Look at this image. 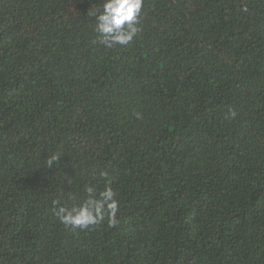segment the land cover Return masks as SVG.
Segmentation results:
<instances>
[{
	"label": "trees",
	"instance_id": "trees-1",
	"mask_svg": "<svg viewBox=\"0 0 264 264\" xmlns=\"http://www.w3.org/2000/svg\"><path fill=\"white\" fill-rule=\"evenodd\" d=\"M103 2L0 0V264H264V0H144L112 48ZM109 184L115 227L57 218Z\"/></svg>",
	"mask_w": 264,
	"mask_h": 264
},
{
	"label": "clouds",
	"instance_id": "clouds-1",
	"mask_svg": "<svg viewBox=\"0 0 264 264\" xmlns=\"http://www.w3.org/2000/svg\"><path fill=\"white\" fill-rule=\"evenodd\" d=\"M143 5L144 0H104L99 10L91 13L96 19L94 30L99 34V42L108 48L129 45L141 31L138 25ZM228 115L234 118L235 112L229 110ZM56 160L57 157L53 156L49 165ZM100 175L105 178L107 173ZM84 191L86 198L83 203L70 209L63 206L56 209L60 222L70 230H85L101 224L107 217L108 226L115 227L119 223V205L110 184L102 191L95 186H85Z\"/></svg>",
	"mask_w": 264,
	"mask_h": 264
}]
</instances>
